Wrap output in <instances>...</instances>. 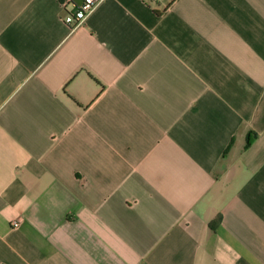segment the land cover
Segmentation results:
<instances>
[{
  "label": "crops",
  "instance_id": "1",
  "mask_svg": "<svg viewBox=\"0 0 264 264\" xmlns=\"http://www.w3.org/2000/svg\"><path fill=\"white\" fill-rule=\"evenodd\" d=\"M80 2L0 0V264H264V0Z\"/></svg>",
  "mask_w": 264,
  "mask_h": 264
},
{
  "label": "built area",
  "instance_id": "2",
  "mask_svg": "<svg viewBox=\"0 0 264 264\" xmlns=\"http://www.w3.org/2000/svg\"><path fill=\"white\" fill-rule=\"evenodd\" d=\"M104 0H81L78 5H75L73 12L68 13L64 17V22L69 26L70 30H74L89 17V15L103 2ZM17 226L18 223H13Z\"/></svg>",
  "mask_w": 264,
  "mask_h": 264
},
{
  "label": "trees",
  "instance_id": "3",
  "mask_svg": "<svg viewBox=\"0 0 264 264\" xmlns=\"http://www.w3.org/2000/svg\"><path fill=\"white\" fill-rule=\"evenodd\" d=\"M249 140H250V139L248 138V139H247V145H249V144H250V141H249Z\"/></svg>",
  "mask_w": 264,
  "mask_h": 264
}]
</instances>
